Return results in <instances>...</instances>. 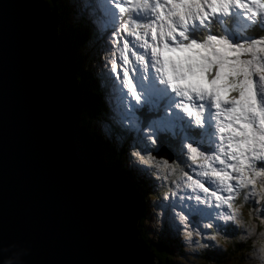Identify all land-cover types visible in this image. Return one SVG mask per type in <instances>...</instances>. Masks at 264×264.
<instances>
[{
    "label": "snow or ice",
    "instance_id": "1",
    "mask_svg": "<svg viewBox=\"0 0 264 264\" xmlns=\"http://www.w3.org/2000/svg\"><path fill=\"white\" fill-rule=\"evenodd\" d=\"M91 7L108 33L114 115L135 133L130 156L164 179L177 176L176 160L152 155L153 146L174 141L176 159L192 170L172 181L173 196L185 193L166 205L179 209L173 226L215 238L200 229L239 224L241 193L264 204V36L252 34L264 32V0H95Z\"/></svg>",
    "mask_w": 264,
    "mask_h": 264
},
{
    "label": "water",
    "instance_id": "2",
    "mask_svg": "<svg viewBox=\"0 0 264 264\" xmlns=\"http://www.w3.org/2000/svg\"><path fill=\"white\" fill-rule=\"evenodd\" d=\"M78 71L54 4L0 0V264H161L139 190L82 124Z\"/></svg>",
    "mask_w": 264,
    "mask_h": 264
},
{
    "label": "rangeland",
    "instance_id": "3",
    "mask_svg": "<svg viewBox=\"0 0 264 264\" xmlns=\"http://www.w3.org/2000/svg\"><path fill=\"white\" fill-rule=\"evenodd\" d=\"M70 1V8H74V11H77L79 15L84 13L87 15L92 14L91 5L95 0ZM74 3H78L81 8L77 6L75 8ZM83 9L86 11L84 12ZM217 34L219 33L217 32ZM252 34L255 36H263L256 32ZM107 39L108 35L105 36V40L99 44H95L97 53L100 55V60L102 61L99 69H102L106 73L108 68H110V65L105 67V63L110 56V53L107 51ZM82 44L85 46V51L90 50L91 46L89 47L84 40ZM113 79H115L114 76ZM96 125L100 124L96 123ZM114 142L121 144L124 143V139L120 135H117ZM169 142L175 143L174 141ZM131 145L132 144L129 143L128 148L131 149ZM159 146L160 145L153 146V148L157 149ZM130 149L125 158L127 160V165L130 166L134 172L145 176L146 172L140 170L141 167H144L155 173L153 174V181H149L150 188L148 189L153 192V195L149 194L146 198L147 213L144 225L149 232V236L152 238L158 237L164 239L171 247L175 248L174 264H264V216H262L260 211L264 208V204L254 203L259 197H252L245 201L243 193H241L240 199L236 201L237 205L241 206L240 223H230L226 232H216L215 229L201 228V231L213 233L215 238H213L212 235H197L196 230H193L192 236H188L187 232L182 230L177 231L173 226V217L177 215L179 209H172L166 207V205L170 204L172 201L178 200L180 195H185L184 192L179 193L177 196L172 195V192L176 190V186L172 181L184 171L193 174L191 168L182 166V170L179 171L180 161L176 159L179 162L178 166H176L177 176H168L167 179H164L163 177L167 174L158 173L157 170L148 168V166L142 164L138 167L137 165L139 162H134V158L130 156ZM156 159L160 160L162 158ZM188 163L190 164L191 162L188 161ZM181 165L183 164L181 163ZM187 194L190 195L191 193ZM187 203L195 202L187 201ZM218 223L223 222L219 221ZM194 240L197 241L196 245L193 244ZM238 243L242 244L239 246L241 247L240 249H237L238 245L236 244Z\"/></svg>",
    "mask_w": 264,
    "mask_h": 264
},
{
    "label": "trees",
    "instance_id": "4",
    "mask_svg": "<svg viewBox=\"0 0 264 264\" xmlns=\"http://www.w3.org/2000/svg\"><path fill=\"white\" fill-rule=\"evenodd\" d=\"M44 1L47 5L54 4L56 12L64 19L67 38L75 51L76 62L79 69L77 82L84 90L83 102L85 107L82 111V124L87 127L92 138L104 150L106 165L121 168L123 173L133 181L134 186L139 190L141 197L140 218L137 224L139 238L145 245L150 247L155 260H159L161 264H174L175 248L171 247L164 239L158 237L152 238L149 236V232L144 225L147 213L146 198L149 194L153 195V192L148 189L150 188L149 181H153L154 179L153 174L149 175V173L153 172L147 170L144 176L142 174H137L127 165L125 156L129 153L130 148H128V144L134 142L135 133L126 131L127 125H125L124 128L120 126L119 120L114 115L115 101L111 92V86L105 75L106 72L99 69L102 61L100 60V55L97 53L95 44H99L105 40V36L108 35V33L101 32L98 29L95 24L93 8H91V15H87L86 13L79 15L77 11H74V8H70V0ZM76 6L81 8L78 3H74L75 8ZM83 11L85 12L86 10L83 9ZM255 32L264 36V32L258 29ZM83 40L89 47L91 46L90 50L85 51V46L82 44ZM96 123L100 125H96ZM117 135H120L124 139V143L118 144L114 142ZM159 145V150L165 147L176 160V153L173 147L174 143L165 140ZM154 149L155 148L152 149L153 153L157 152V150ZM173 160L171 162H173ZM178 163L179 162L176 160V166H178ZM179 164V171H181L184 165H181V163ZM236 245H238L237 249H240L241 247L239 246L242 244L238 243Z\"/></svg>",
    "mask_w": 264,
    "mask_h": 264
}]
</instances>
